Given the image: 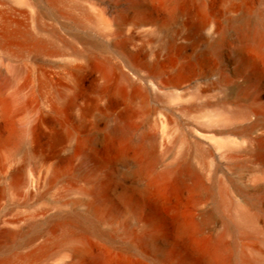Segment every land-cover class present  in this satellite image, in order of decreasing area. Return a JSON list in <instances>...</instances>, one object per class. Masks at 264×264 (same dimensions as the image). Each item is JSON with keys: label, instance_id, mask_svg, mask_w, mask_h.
<instances>
[{"label": "bare ground", "instance_id": "6f19581e", "mask_svg": "<svg viewBox=\"0 0 264 264\" xmlns=\"http://www.w3.org/2000/svg\"><path fill=\"white\" fill-rule=\"evenodd\" d=\"M79 1L60 16L85 34L64 47L9 22L0 26V50L36 63L29 73L11 66L0 81V199H42L55 189L89 197L83 204L57 196L49 206L62 201L84 212L42 213L48 222L65 218L43 245L70 248L63 264H264V103H250L242 90V79L264 82V26L254 0ZM54 56L67 62L51 67ZM193 92L216 98L201 107L206 118L242 123V183L227 172L217 181L219 166L209 176L190 159L165 163L160 155V134L175 114L195 112L181 106ZM122 170L134 181L126 207L135 215L144 199L153 217L112 255L114 238L101 224L119 214L112 189ZM42 218L26 219L28 245L42 237ZM19 223L3 221L0 245L24 237V229L10 228ZM89 235L104 243L101 251Z\"/></svg>", "mask_w": 264, "mask_h": 264}, {"label": "rangeland", "instance_id": "374dc122", "mask_svg": "<svg viewBox=\"0 0 264 264\" xmlns=\"http://www.w3.org/2000/svg\"><path fill=\"white\" fill-rule=\"evenodd\" d=\"M51 1L52 0H0V26H2L3 22H9L12 28L29 30L46 40L55 41L58 47H64L66 42H73L76 35L85 34L73 28L71 24L60 16L62 9L69 10L70 8L67 9V7L81 4L79 0H57V5H53L54 0L52 3ZM253 3L256 9L257 20L264 26V0H254ZM38 22H42L40 24L42 26V31L37 29ZM50 59L52 60L50 61V65L54 68L67 62V60L65 61L66 58L62 56H54V58L51 57ZM14 65L23 66L27 73L31 72L36 67V63L31 61L14 62L11 60L9 54L0 50V69L5 71V75L0 79L1 82L12 75L10 71L11 66ZM25 78H27V74L17 79L10 87L9 92H12L20 83H23ZM212 79L215 80V77ZM32 89L31 87L27 91L25 99L33 100L34 95L32 94L33 92H31ZM242 90L245 93L244 95L250 98V103L259 101L261 97V101L264 103V82L256 85L252 82L245 83L242 79ZM216 101V98L210 93L199 96L193 92L191 95L187 96L181 102V106H194L195 112L191 114L177 112L175 114L172 118L171 125L167 129L165 137L160 134L159 153L161 156L163 155L162 158H164L163 160L165 163L182 157H184L185 160L190 159L200 170L206 168V173L209 172V176L213 175L212 172L215 166H219L221 172L215 176L217 181L223 179L224 174L227 172L231 180L236 183H242V141L237 140L238 137L242 135V123L226 125L213 122L206 118L204 115L205 112L201 107L205 103H214ZM18 117H20L18 119L21 123L25 121L26 115L20 113ZM217 130L222 133L216 134L215 131ZM151 131L150 129L149 132ZM210 154H212V158H210ZM133 182V177L127 171L122 170L116 174V182L113 186L112 193L120 211L116 220L105 221L101 224L102 230L106 232L107 235L114 238L115 243L109 248L112 255L118 252V247L126 244L128 240H130L133 232L142 233L145 230L146 222L153 217L152 215H148V211L146 210L147 204L142 198L141 206L135 215H132L128 207H126L125 198L127 194L130 193L128 189L132 186ZM62 192L63 190L60 191V189H55L45 198H36L33 200H29L23 196L13 197L10 193H7L0 199V227L5 226L3 224L5 220L20 219V223L17 225L18 227L10 226V228H22L26 232L24 237L0 245V261H7V264H63V257L67 253L72 254L70 248L58 251L55 244L49 245V247L43 246L47 234H49L62 219H65L61 217H49L50 221L48 222L42 215L44 211H49V215L51 216L55 215L57 210L62 213L64 212V215L73 212L74 208H76L78 212H84L86 207H83V205L74 207L65 204L67 206L65 208L64 203L68 201V199L70 202L81 200L83 204H88L89 202V197L80 192H73L65 195L64 193L62 194ZM57 196L64 202L61 201L58 205L63 203L62 205L64 206H58L56 204V206L60 208L56 207L53 209L51 208L52 206L54 207L52 203ZM50 204L51 207H49ZM36 215L38 221H41L42 217L44 218L41 224L42 237L35 245L31 246L26 243L33 233L32 228H27V220L29 221L30 219L32 221V219H34L33 216ZM36 218L34 220H36ZM155 226L157 228L159 226L157 221L155 222ZM88 237H91V239L89 238L88 240L89 242L91 240V244L94 245L95 252L101 251L104 243L95 239L92 235ZM68 261H70V259Z\"/></svg>", "mask_w": 264, "mask_h": 264}]
</instances>
